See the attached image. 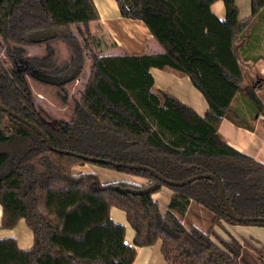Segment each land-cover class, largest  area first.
<instances>
[{"label": "trees", "instance_id": "trees-1", "mask_svg": "<svg viewBox=\"0 0 264 264\" xmlns=\"http://www.w3.org/2000/svg\"><path fill=\"white\" fill-rule=\"evenodd\" d=\"M115 1L121 16L142 21L163 50L92 54L91 77L72 118L53 125L41 116L27 77L54 84L67 101V86L85 66L73 26L90 35L98 10L93 0H3L0 43L10 69H0L1 104L36 124L60 150L144 165L175 182L213 174L237 218H264V164L229 145L220 133L224 119L254 131L255 122L264 117L258 96L264 82L257 78L245 86L236 52L238 41L264 11V0H251L252 16L244 20L237 0H221L224 19L212 11L220 0ZM90 37L98 48L103 46L98 36ZM53 41L69 44V61H57ZM41 43L47 44L41 55L25 48ZM153 68L189 77L209 105L207 114L165 90L154 92ZM243 92L244 104L235 107ZM86 164L148 182L104 183L96 173H74V167ZM164 186L172 196L162 214L153 194ZM0 204L2 228L13 229L24 220L34 236L33 246L25 250L13 237L0 239V264H135L138 248L158 243L166 264H241L244 245L231 234L221 237L214 227H222L223 221L264 227L263 222L228 217L221 189L212 179L169 186L148 171L54 152L34 129L1 109ZM193 206L206 213V225L188 219ZM113 207L126 213L135 231L133 247L126 242L125 225L111 218Z\"/></svg>", "mask_w": 264, "mask_h": 264}, {"label": "crops", "instance_id": "crops-1", "mask_svg": "<svg viewBox=\"0 0 264 264\" xmlns=\"http://www.w3.org/2000/svg\"><path fill=\"white\" fill-rule=\"evenodd\" d=\"M93 2L98 10L100 18L98 21L90 23L91 30L94 34L100 32L103 35V38L107 40L105 41L106 43H103L104 46L105 44L113 45L111 54L156 53L163 50L161 44L154 38L149 28L142 21L127 19L121 16L119 6L115 0H93ZM236 2L240 10V19L244 20L250 18L252 16L251 0H237ZM212 11L220 19H224L226 16V9L223 2L215 3L212 6ZM236 52L241 64L264 82V11L260 16L254 19L246 35L238 41ZM151 73L155 79L154 92L157 93L159 89L167 90V92L173 94L180 101L192 107L200 115L205 116L207 114L209 105L204 96L193 86L189 77H182V75L179 77L176 75L178 73L175 74V71L169 68L164 70L153 68L151 69ZM258 96L264 103V84L262 88L259 89ZM255 125L256 129L251 131L238 127L230 120L224 119L220 126V133L229 145L264 164V122L259 118V120L255 122ZM86 166L87 165L75 167L74 170H77L78 173H96L92 168L89 170L86 169ZM118 181H126L139 185L148 182L145 178L129 174H125V178L122 180H116V182ZM171 196L172 191L164 187H162L159 192L153 194V199L159 204V209L162 214L166 213ZM110 213L111 218L115 222L125 225L126 242L132 244L135 231L127 221L126 213L115 207L111 209ZM2 216L3 208L0 204V239L13 237L17 240L20 249L25 250L31 248L34 243V236L32 230L27 226L25 221L21 220L13 229H5L1 227ZM239 227L243 226H233L230 229V233L231 231H233V233H235V231L239 233ZM259 236L260 234L257 235V238ZM238 240L243 243L240 238ZM158 244L160 247V243ZM153 247L138 248V256L135 264H138L141 256L143 257V264L146 263L148 259H156L158 264L159 256L157 257L153 249H150Z\"/></svg>", "mask_w": 264, "mask_h": 264}, {"label": "rangeland", "instance_id": "rangeland-1", "mask_svg": "<svg viewBox=\"0 0 264 264\" xmlns=\"http://www.w3.org/2000/svg\"><path fill=\"white\" fill-rule=\"evenodd\" d=\"M218 2L222 3L223 1L220 0ZM81 29L82 31L80 32L78 26L75 25L73 26V31L77 34V37L84 49L85 66L83 72L78 77V79L71 85L67 86V91L69 94L67 101L63 99V92H61L60 89L56 87L54 84L40 81L32 77H27L31 93L35 99V103L37 105V108L41 116L48 122L52 123L53 125H58L62 121H70V119L72 118V114L75 109L76 102L80 99L81 93L91 77L92 67H93L92 54L101 55V53L109 54L112 52L111 51V48L113 47L112 44L110 45L105 44V46L103 45L102 47L98 48L95 45L93 39L90 37L92 36V34L94 35L92 30H90V35H87L85 28L83 27ZM97 33L98 34L95 35L98 36L100 40L102 39L104 42L107 41L106 39L103 38V35L100 32ZM50 44L55 50V57L58 62H65L71 59L72 50L69 44L63 41H55V42L53 41L50 42ZM46 47L47 44L45 43L25 46L29 54H37V55L44 54ZM2 68L10 69V64L7 60L5 49L3 48V42L0 43V69ZM243 70L245 72V86L252 85L257 81L256 75H254L249 69L243 66ZM176 73L178 72L175 71V74ZM176 75L181 77L179 73ZM159 90H163V89H159ZM244 94L245 93L243 92L238 95L235 101V107H238L242 103L244 104ZM86 165H87L86 169L89 170L92 168L93 170H95L103 182H116V180H122L123 178H125V174H123L122 172H118L109 168H103L100 166H93L90 164H86ZM74 168H73L74 173H78V171L74 170ZM164 188L169 189L166 186H164ZM187 216L191 222L197 225L200 226L206 225L203 218L207 219L208 216L206 215L205 212H203L199 208H196L195 206L192 207L191 211ZM232 227H233L232 225L223 221L222 227L215 226L214 230L221 237L228 238L229 235L231 234L234 237L236 236L237 239L240 238L242 240L243 242L242 244L244 245V251L241 257V264H264V227L243 226V227H239L238 230L239 233L237 231H235V233L231 231L230 233V229ZM244 227H248V228H244ZM223 229L226 231H224ZM258 234H260V236L257 238ZM150 249L151 250L153 249L157 257L159 256L158 264L159 263L165 264L161 256L159 244H157L156 246ZM139 259L140 260L138 261V264H143V257L141 256V258ZM147 263L157 264V260L148 259V261L144 264Z\"/></svg>", "mask_w": 264, "mask_h": 264}, {"label": "water", "instance_id": "water-1", "mask_svg": "<svg viewBox=\"0 0 264 264\" xmlns=\"http://www.w3.org/2000/svg\"><path fill=\"white\" fill-rule=\"evenodd\" d=\"M3 0H0V4ZM0 109L7 112L10 116H12L13 118L17 119L18 121H20L21 123L31 127L32 129H34L39 135H41L43 137V141L47 143L48 148L51 151L54 152H59V153H65V154H70V155H74V156H78L79 158H82L90 163H99V164H103V165H109L115 168H124V169H129V170H135V171H148L150 173H152L153 175H155L162 183L169 185V186H183L191 181H194L196 179H200V178H205V179H212L214 180L220 187L221 189V199L226 207L227 210V215L228 217L234 219V220H238L241 222H263L264 223V218H237L235 216V214L233 213L231 207L229 206V204L227 203L226 199H225V190L224 187L221 183V181L213 174H204V175H198V176H194L191 179L185 181V182H175V181H171L166 179L165 177H163L161 174H159L158 172H156L154 169H151L147 166L144 165H137V164H124V163H117L115 161H111V160H106V159H101V158H95V157H88L85 155H81V154H76L70 151H64V150H60L56 147L53 146L51 140L49 139V137L42 131L41 128H39L36 124L29 122L28 120H26L25 118L21 117L20 115H18L17 113L13 112L12 110L4 107L1 102H0ZM159 185L156 184L154 186L151 187L150 190L154 191L156 188H158Z\"/></svg>", "mask_w": 264, "mask_h": 264}, {"label": "built area", "instance_id": "built-area-1", "mask_svg": "<svg viewBox=\"0 0 264 264\" xmlns=\"http://www.w3.org/2000/svg\"><path fill=\"white\" fill-rule=\"evenodd\" d=\"M262 120H264V117H261ZM129 247H133V244H129Z\"/></svg>", "mask_w": 264, "mask_h": 264}]
</instances>
